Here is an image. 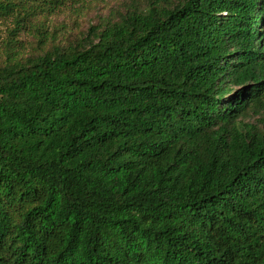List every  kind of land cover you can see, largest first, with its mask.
Masks as SVG:
<instances>
[{
  "label": "trees",
  "instance_id": "16d2710c",
  "mask_svg": "<svg viewBox=\"0 0 264 264\" xmlns=\"http://www.w3.org/2000/svg\"><path fill=\"white\" fill-rule=\"evenodd\" d=\"M5 55L0 264H264V0H149Z\"/></svg>",
  "mask_w": 264,
  "mask_h": 264
},
{
  "label": "rangeland",
  "instance_id": "374dc122",
  "mask_svg": "<svg viewBox=\"0 0 264 264\" xmlns=\"http://www.w3.org/2000/svg\"><path fill=\"white\" fill-rule=\"evenodd\" d=\"M149 0H91L84 5L70 4L52 15H40L32 18L30 24L12 34L14 22L11 17L0 18V65H3L6 53H16V57L41 54L53 45L67 44L81 37L89 27L117 20L136 7H144ZM40 27V28H39ZM44 33L40 44L39 32ZM249 121H253L249 119Z\"/></svg>",
  "mask_w": 264,
  "mask_h": 264
}]
</instances>
